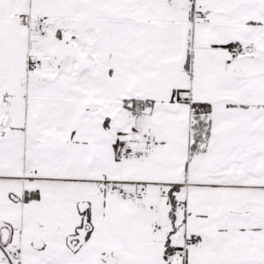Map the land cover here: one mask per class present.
<instances>
[{
    "label": "snow or ice",
    "instance_id": "6c2138e0",
    "mask_svg": "<svg viewBox=\"0 0 264 264\" xmlns=\"http://www.w3.org/2000/svg\"><path fill=\"white\" fill-rule=\"evenodd\" d=\"M0 264H264V0H0Z\"/></svg>",
    "mask_w": 264,
    "mask_h": 264
}]
</instances>
